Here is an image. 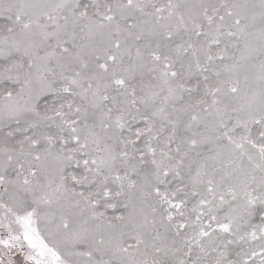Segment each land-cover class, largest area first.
I'll use <instances>...</instances> for the list:
<instances>
[{
  "label": "snow or ice",
  "instance_id": "6c2138e0",
  "mask_svg": "<svg viewBox=\"0 0 264 264\" xmlns=\"http://www.w3.org/2000/svg\"><path fill=\"white\" fill-rule=\"evenodd\" d=\"M0 264H264V0H0Z\"/></svg>",
  "mask_w": 264,
  "mask_h": 264
}]
</instances>
